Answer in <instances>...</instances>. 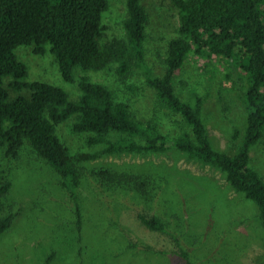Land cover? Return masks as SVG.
I'll use <instances>...</instances> for the list:
<instances>
[{"label": "rangeland", "instance_id": "obj_1", "mask_svg": "<svg viewBox=\"0 0 264 264\" xmlns=\"http://www.w3.org/2000/svg\"><path fill=\"white\" fill-rule=\"evenodd\" d=\"M106 1L101 18L104 41L123 36L125 11V0ZM140 4L147 13L145 64L153 75H160L167 42L175 36L176 10L170 0ZM32 48L19 45L14 50L26 65L25 81L52 84L75 99L79 77L87 76L105 85L115 101L126 103L136 119L159 134L173 138L189 131L180 115L158 105L144 75L122 80L113 67H76L74 82H67L48 45L41 55ZM225 63L190 53L176 72L174 91L185 100L201 98L211 147L231 154L242 140L246 117L239 88L224 80ZM73 120L56 126L69 155L76 159L97 154L77 163L82 169L77 200L29 144L15 158L6 157L0 147V184L9 183L0 200V215L12 216L0 233V264H264L258 207L233 189L222 171L173 147L162 152L101 153L109 141L126 135L110 133L107 141L90 145L91 134L74 132ZM132 138L143 144L141 138ZM249 164L264 181V133L250 147ZM103 170L138 173L144 180L151 177L155 186L147 187L145 196L126 186L113 187L97 175ZM140 216L157 218L164 231L147 228Z\"/></svg>", "mask_w": 264, "mask_h": 264}, {"label": "trees", "instance_id": "obj_2", "mask_svg": "<svg viewBox=\"0 0 264 264\" xmlns=\"http://www.w3.org/2000/svg\"><path fill=\"white\" fill-rule=\"evenodd\" d=\"M170 3L177 14L175 36L167 42L162 73L153 75L145 64L147 13L140 0H125L123 36L107 41L101 26L106 0H0V147L6 157L15 158L29 144L76 200L82 172L77 163L97 154L70 156L56 134L59 123L73 118L72 130L91 134L90 145L107 141L110 133L126 135L109 141L101 153L162 152L173 147L222 171L233 189L256 204L264 227V181L249 164L250 147L264 133V0ZM19 45H31L39 55L48 45L67 82H74L76 67L94 71L113 67L122 80L144 75L155 90L158 105L180 115L189 131L184 129L173 138L159 134L136 119L126 103L115 101L105 85L87 76L79 77L80 94L75 99L52 84L25 81L26 65L14 53ZM190 53L222 59L226 62L224 80L239 88L246 128L231 154L211 147L201 118V98L185 100L174 91L176 72ZM132 137L141 138L143 144ZM97 175L113 187L126 186L143 196L154 185L151 177L144 180L138 173L103 170ZM8 187V182L0 184V200ZM11 217L0 215V233ZM140 218L147 228L164 231L157 218Z\"/></svg>", "mask_w": 264, "mask_h": 264}]
</instances>
